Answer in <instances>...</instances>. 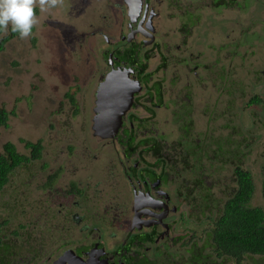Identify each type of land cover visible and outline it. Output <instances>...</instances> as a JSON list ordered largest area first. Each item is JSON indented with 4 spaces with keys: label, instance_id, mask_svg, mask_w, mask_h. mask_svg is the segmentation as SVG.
I'll return each instance as SVG.
<instances>
[{
    "label": "flooded vegetation",
    "instance_id": "af4514ba",
    "mask_svg": "<svg viewBox=\"0 0 264 264\" xmlns=\"http://www.w3.org/2000/svg\"><path fill=\"white\" fill-rule=\"evenodd\" d=\"M103 1L64 0L69 12L83 14L81 23L75 25V15L72 23L57 18L51 23L48 16L42 30L47 41L38 25L27 39L11 30L4 38L1 33L0 56L13 46L26 47L51 54L48 66L63 72L51 82L65 89L52 92L62 94L54 96L51 110L57 134L73 135L75 124L89 126L94 113L110 119L101 106L103 96H115L108 107L122 121L117 130L100 135L90 125L83 132L90 137L86 146L45 153L44 138L32 140L41 144V156L19 167L27 186L13 201L18 214L0 219L6 221L2 240L12 239L9 251L1 245L0 264H69L73 255L104 264L182 263L193 251L183 246L184 231L199 232L202 245L213 220L224 215L223 203L238 189L234 170H246L242 147L223 138L227 134L215 135L217 127L224 132L231 123L228 99L217 125V91L230 95L231 85L216 83V74L241 68L249 56L253 65V57L262 54L248 51L249 42H243L254 23L248 11L255 1L262 12L256 35L263 41L264 0L248 8L247 0L244 7L237 0ZM36 12L45 16L39 8ZM60 26L67 33L52 29ZM23 63L16 57L13 65ZM252 65L254 76L263 72ZM110 76L116 88L104 91ZM38 101L26 100L36 106ZM13 112L8 111V122ZM198 117L203 127L196 125ZM180 150L188 153L185 160ZM31 152L25 142L22 153ZM53 152L56 156H48ZM262 257L249 254L240 263L229 258L225 264H257Z\"/></svg>",
    "mask_w": 264,
    "mask_h": 264
},
{
    "label": "rangeland",
    "instance_id": "374dc122",
    "mask_svg": "<svg viewBox=\"0 0 264 264\" xmlns=\"http://www.w3.org/2000/svg\"><path fill=\"white\" fill-rule=\"evenodd\" d=\"M237 1L244 7L243 0ZM255 2L252 18L256 16L258 18L262 14L259 10L258 2ZM103 3H105V0ZM248 5L249 3L245 7L248 8ZM56 9L59 10V13ZM44 15L43 18L39 16L40 22L38 24L42 41L49 40L46 33H42V30H47L48 21L46 18L48 16L53 18L51 23H54V18L65 23L66 21L72 23L73 15H75L78 18L75 25L81 23L83 16L78 11L70 10L69 12V9L65 5L61 10L59 8L49 9L45 11ZM248 18L250 19V17ZM260 26L262 27L261 33L263 34V41L261 43L259 37L255 34L260 27L259 25L255 26V23H251L248 37L243 42H249L252 46L258 44L261 46L262 54H257L258 57H253V65L252 58L249 56L248 63L241 68H236L234 71L226 69V71H220L221 73L218 71L216 74V83H228L231 85L230 95L225 94L224 91H217L216 108L219 112L216 120L217 125L221 122L220 117H223L224 106L228 103V99L231 100V123L230 129L224 132L222 128L217 127L215 135L216 137H220L223 134H227L223 138H230L234 143H238L242 147V150L246 152V169L254 173L257 178V185L260 182L261 169L264 163V57H262L264 56V23H261ZM52 29L56 31V34L61 30L67 33L66 26L54 27ZM8 35L9 31L7 34L2 33V38ZM19 51L21 54H19ZM1 54L4 55L0 56V106H4L8 111L14 112L11 113L8 127L0 128V151L3 150L5 142L12 141L18 145V150L23 152L26 140L32 141L41 139V137L45 140V153H49L53 149L59 151L74 144H77V147L86 146L90 141V137L89 139H85L83 132H86V128L89 129L90 125L92 128L97 116L95 113L90 117L93 123L90 124L89 122V126L87 123H85V126L75 124L77 128L74 129L73 135L62 136L56 133L58 124L53 122L51 110L53 109L52 105L56 104L54 96L58 95L61 98L62 94H53L52 92L54 90L64 92L65 89L57 86L55 81L51 85L54 78L64 77L62 71L57 73L56 69L48 66L50 65L51 54H34L32 50L21 46H13V49L9 48L8 51H3ZM16 57L24 61L22 67H14L13 64L16 62ZM30 60L39 63L30 62ZM251 65L253 69H262L263 72L254 76L251 73ZM23 67L25 69L19 71L16 77L11 75V73ZM256 95L261 97L263 101L262 105H255L251 101ZM219 96L222 97V101L219 100ZM31 98L39 100L38 106H36V103L26 102V100H30ZM34 110L35 113H33ZM87 120H89L88 117ZM195 122L198 127H203L204 125L201 117L196 118ZM52 123L55 124V128H52ZM91 131L94 132L93 129ZM181 140L183 141V139ZM51 154L56 156L54 152L48 156H51ZM13 192L14 188L8 187L5 190L4 197L0 198V219L6 216L7 213L18 214L17 203L7 196ZM251 205L264 208V197L260 185L256 187Z\"/></svg>",
    "mask_w": 264,
    "mask_h": 264
},
{
    "label": "trees",
    "instance_id": "16d2710c",
    "mask_svg": "<svg viewBox=\"0 0 264 264\" xmlns=\"http://www.w3.org/2000/svg\"><path fill=\"white\" fill-rule=\"evenodd\" d=\"M254 1L247 0L248 3ZM251 11L249 8L248 12L250 13ZM258 21V18L253 19L254 23ZM1 48L2 43H0ZM259 50H261L259 44L253 46L249 44L248 46V51L255 53ZM251 101L257 103V105L262 103L261 97L258 95L253 97ZM8 118V111L4 106H0V128L8 124ZM26 145L32 148L31 155L20 152L12 141L5 142L3 146L4 152L0 151V198L4 197L5 190L8 187H13L14 192L7 196L12 201H16L17 196L22 192V188L27 186L26 183H23V176H19V167L24 163L32 162L31 158L40 157L42 146L40 143L36 144L31 140H26ZM187 154L181 150L179 151V156H182L183 160H185ZM158 158L161 160L160 155H158ZM234 171L237 172L238 189L232 197L227 198L223 203L224 215L217 218L216 221L213 220V224L209 226L208 236L204 238L205 241L202 245L197 238L199 232L191 235L189 233L190 229L184 231L186 233L183 237L186 239L183 241V246L193 251L188 252L189 256L186 261H182L179 264H201L205 260L211 262L220 261L225 264V260L229 258L240 263L249 254H263V257L257 258L256 262L257 264H264V208L251 207L249 204L253 192L259 185L264 197V163L261 169L262 175L259 185H257V178L251 170L239 168ZM29 199L30 205L32 203L35 204L34 191ZM217 201V199L214 200L215 203ZM5 223L6 221H0V232ZM201 224H204V222ZM200 236L203 239L201 232ZM11 242L12 239L10 237L7 236L6 239L2 240L0 235V249L1 245L4 244L5 252L9 251Z\"/></svg>",
    "mask_w": 264,
    "mask_h": 264
},
{
    "label": "clouds",
    "instance_id": "9594fccd",
    "mask_svg": "<svg viewBox=\"0 0 264 264\" xmlns=\"http://www.w3.org/2000/svg\"><path fill=\"white\" fill-rule=\"evenodd\" d=\"M63 3L64 0H0V33L7 34L11 30L20 39H27L40 22L37 8L45 12L63 6ZM254 193L249 200L250 206Z\"/></svg>",
    "mask_w": 264,
    "mask_h": 264
},
{
    "label": "water",
    "instance_id": "95a60500",
    "mask_svg": "<svg viewBox=\"0 0 264 264\" xmlns=\"http://www.w3.org/2000/svg\"><path fill=\"white\" fill-rule=\"evenodd\" d=\"M115 83H116V81H115L114 76H110L107 79L106 83L102 86V88L105 87L104 91L110 90V89H115L116 88ZM132 94H133V89L129 93L128 101L126 102L127 107L131 104V102L133 100ZM114 98H115V96H110L109 98H106L103 96V101H102L101 106H103V109L107 113H109L112 117L110 119H103L102 118L103 114L97 115L95 118V121L92 125L95 133L100 134L101 131H105V132L110 133L112 131L117 130L119 124L121 123V121H122L121 117L114 115L108 107V104L110 103V101L114 100ZM117 106H118V104H114V107H117ZM96 261L97 260H94V259H90L89 261H87L78 255H73V257L69 261V264H104L103 262H96Z\"/></svg>",
    "mask_w": 264,
    "mask_h": 264
}]
</instances>
